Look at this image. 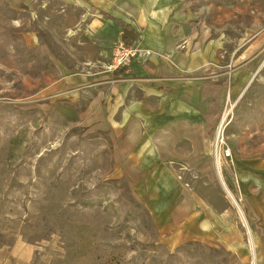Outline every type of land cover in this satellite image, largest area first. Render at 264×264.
Wrapping results in <instances>:
<instances>
[{
  "label": "rangeland",
  "instance_id": "obj_1",
  "mask_svg": "<svg viewBox=\"0 0 264 264\" xmlns=\"http://www.w3.org/2000/svg\"><path fill=\"white\" fill-rule=\"evenodd\" d=\"M174 1L190 18V51L208 49L204 77L216 86L220 75L225 91L210 99L209 151L169 163L168 187L120 160L121 137L98 112L119 27L132 17L70 0H0V264H251V212L264 213V0ZM229 110L231 158L219 177L236 204L211 150ZM159 188L173 197H142ZM184 205L212 235L190 229ZM222 212L240 254L220 233Z\"/></svg>",
  "mask_w": 264,
  "mask_h": 264
},
{
  "label": "crops",
  "instance_id": "obj_2",
  "mask_svg": "<svg viewBox=\"0 0 264 264\" xmlns=\"http://www.w3.org/2000/svg\"><path fill=\"white\" fill-rule=\"evenodd\" d=\"M70 1L88 5L108 19L115 16L114 10L130 15L132 20L121 23L118 39L121 41L122 25H128L137 35L135 43L151 52L148 60L133 62L119 76L110 74L114 80L104 95L106 107L104 111L97 109L103 114L106 128L108 125L113 135L121 137L120 160L133 162L138 173L143 174L144 183L160 182L169 187V163L199 159L206 150L208 132L217 124L210 99H224L225 89L220 85V75L216 86L203 75L208 49L190 51L189 40L194 37L187 33L190 18L184 10L176 9L174 0ZM181 41H185V46L180 50L177 44ZM133 182L137 183L135 179ZM159 190L152 194L147 191L142 197H173L164 195L162 188ZM187 205L183 208L185 223L191 230L199 231L208 225L207 233L212 235L213 226L200 221L201 215L189 211L191 206ZM251 214L255 218L251 237L257 250L256 262L264 264V213L254 209ZM219 218L220 233L225 236L227 232L229 236L226 245L240 254L236 229L223 212L216 220Z\"/></svg>",
  "mask_w": 264,
  "mask_h": 264
},
{
  "label": "built area",
  "instance_id": "obj_3",
  "mask_svg": "<svg viewBox=\"0 0 264 264\" xmlns=\"http://www.w3.org/2000/svg\"><path fill=\"white\" fill-rule=\"evenodd\" d=\"M151 52L140 48L136 43L131 46L124 45L119 41L112 53L111 61L107 67L108 73H113L124 67H128L133 62H144L149 59ZM226 117L222 118L214 131V137L211 143L212 155L215 162L218 164V173L220 171L221 161L231 158V152L226 145L224 132H225Z\"/></svg>",
  "mask_w": 264,
  "mask_h": 264
},
{
  "label": "trees",
  "instance_id": "obj_4",
  "mask_svg": "<svg viewBox=\"0 0 264 264\" xmlns=\"http://www.w3.org/2000/svg\"><path fill=\"white\" fill-rule=\"evenodd\" d=\"M137 35L133 29H131L128 25H122V35H121V42L126 46H131L136 42ZM125 70V67L116 70L113 72L114 76H119L123 71Z\"/></svg>",
  "mask_w": 264,
  "mask_h": 264
},
{
  "label": "bare ground",
  "instance_id": "obj_5",
  "mask_svg": "<svg viewBox=\"0 0 264 264\" xmlns=\"http://www.w3.org/2000/svg\"><path fill=\"white\" fill-rule=\"evenodd\" d=\"M229 112H230V110L224 115L223 118H225L226 116H228L229 115ZM216 170H217V172L219 170L217 162H216ZM226 194H227L228 198L232 201V203H234V199H233L232 195L227 191V189H226ZM234 204H236V203H234ZM238 211L240 212V210H238ZM239 214H241V212ZM248 248H249V251H250V254H251V264H256L257 262H256V254H255V245H254V242H253V238L250 235H248Z\"/></svg>",
  "mask_w": 264,
  "mask_h": 264
},
{
  "label": "water",
  "instance_id": "obj_6",
  "mask_svg": "<svg viewBox=\"0 0 264 264\" xmlns=\"http://www.w3.org/2000/svg\"><path fill=\"white\" fill-rule=\"evenodd\" d=\"M218 177H219V173H218ZM219 182H220V184L222 185V187H223V189L225 190V192H226V186L224 185V183L222 182V180H221V178L219 177ZM228 191V190H227ZM235 203V202H234ZM243 219V218H242ZM244 220V219H243Z\"/></svg>",
  "mask_w": 264,
  "mask_h": 264
}]
</instances>
